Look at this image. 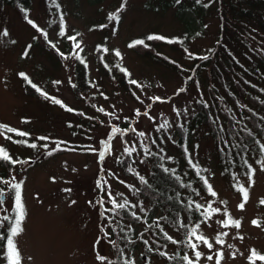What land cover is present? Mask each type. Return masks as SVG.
I'll return each instance as SVG.
<instances>
[{
	"label": "rangeland",
	"instance_id": "rangeland-1",
	"mask_svg": "<svg viewBox=\"0 0 264 264\" xmlns=\"http://www.w3.org/2000/svg\"><path fill=\"white\" fill-rule=\"evenodd\" d=\"M47 1L50 9L46 0L30 2L27 18L36 28L15 6L0 5V124L29 133L28 136L5 133L11 140L0 135V146L17 161L12 164L0 161L3 174L0 189L5 191L0 217L11 210L15 194L3 181L21 183L26 215L16 243L22 264H108V261L117 264L114 235L110 233L111 229L116 232L114 224L118 225L119 218L124 217L118 214L119 209L111 210L109 192L117 203L126 200L142 214L136 230L146 236L149 244L151 233L145 214L147 210L154 216L160 214L159 208L138 190L140 177L147 176L149 169L142 158L143 148L154 146L153 138L161 135L167 140L172 126L189 116L199 100L211 103L212 95L215 96L212 88L217 93L220 126L227 127L228 114L236 126L251 127L253 122L263 125L260 119L264 118V80L261 84H252L254 77L245 73L242 78L245 68L240 66L226 84L225 71L221 70L219 78L213 76L211 59L202 66L208 54L227 45L244 66L252 67V59L259 60L257 53L264 52L262 26L259 24V29L249 19L237 30V37L230 29L222 32L223 23L230 21L229 14L220 13L219 7L223 9L227 3L223 0H182L187 4L185 8L176 3L178 0H170L171 4L164 8L159 5L161 0L97 3L57 0L59 8L51 4L53 0ZM122 3L124 8L119 12V19L110 20L109 14L116 12ZM248 3L247 0L244 5L253 11L254 5ZM194 6L199 13L194 11ZM61 17L63 35L60 34ZM186 28L193 37L183 38L182 42L180 36ZM150 35L167 39L149 40ZM69 36L75 39L70 40ZM134 40H143L148 50L129 47ZM80 53L87 65L86 86H82L76 75V58ZM97 54L101 62L97 61ZM161 54L167 59L159 57ZM19 73H24L27 80ZM132 80L137 84H131ZM37 88L60 99L64 106L46 99ZM113 127L128 131L122 135L111 134ZM197 136L198 145L192 153L203 164L205 178L216 193L212 196L208 191H201L199 197L205 210L211 204L221 211L205 217L197 229V234L204 235L213 248L210 250L194 240L203 255L196 261L193 250L188 247L189 258L195 264H216L215 255L219 251L223 253L220 264H249L247 256L251 249L264 254V204L260 203L264 199V157L260 163L251 160L254 172L250 184L247 174L240 175L234 186L237 171L230 177L221 171L219 142L211 135H204L202 130ZM19 138L27 143L14 142ZM261 139L264 145V136ZM102 141L108 142L111 154L100 160ZM32 143L37 146L29 147ZM57 143L60 148L48 155ZM44 144L48 145L47 149ZM133 146L136 151L129 157L124 148ZM101 178L108 181L103 190L96 187V181ZM241 185L248 190L243 209L237 207L242 202L238 191ZM101 199L102 206L98 203ZM225 209L232 219L240 220L239 228L223 227L219 223L225 219ZM125 223L129 225L127 220ZM166 231L180 238L178 231L170 228ZM224 232L228 233L220 236L224 243H217L218 234ZM188 239L186 235V247ZM141 248L138 246L139 253ZM98 253L107 260H98ZM209 255L213 260L207 259ZM142 261L141 264H167L165 259L156 256L148 263L145 257ZM4 262L0 256V264ZM255 264H264V261Z\"/></svg>",
	"mask_w": 264,
	"mask_h": 264
},
{
	"label": "trees",
	"instance_id": "trees-1",
	"mask_svg": "<svg viewBox=\"0 0 264 264\" xmlns=\"http://www.w3.org/2000/svg\"><path fill=\"white\" fill-rule=\"evenodd\" d=\"M87 1L89 3H97L101 0ZM226 1V7H223V9L219 7V10L221 14H229L230 21L225 24L223 23L222 32L223 30L230 29L231 33L237 37V30L245 24L246 20L253 19L258 27L259 24L262 26V29L260 27L259 29L262 30V34L264 35V13H262V10H264V0H248V5H254L253 11L252 8L244 5V3H247V0H223V3ZM30 2L31 0H0V5L3 3L13 5L24 16H27V12L30 9ZM171 2L170 0H161L159 5L164 8L171 4ZM176 3L180 7L182 6V8L187 6L186 2L182 0H178ZM51 4L57 7V5L59 6V1L54 0ZM46 5L50 9V3L47 0ZM193 9L197 13L200 12L196 6ZM180 37L181 41L184 42V39L189 40L193 36L192 32L186 28L184 29L183 36L181 35ZM156 40L159 42L166 41ZM170 41H172V44H176L174 40L171 39ZM223 46L218 47L211 54H208V58L202 62L203 65L199 64V66H206L207 62L205 61L211 59L213 61V76L219 78L220 73L225 71L228 74V78H225L226 84H229V81L231 82V79H233L231 77L234 76V71L238 67L243 66L245 72L242 74V78L247 73L254 77V81L251 82L252 84L262 83V80H264V52L257 53L259 60H255L257 58L252 59L254 65L249 68L239 61L227 45ZM133 48L148 50L144 44L135 45ZM96 57L98 59L97 61L101 62L100 55L97 54ZM159 57L167 59L162 54ZM247 58L249 59L250 56ZM84 59L85 57L81 53L76 58V75L80 78L82 86H86L88 81L87 65ZM25 82L26 80H24ZM250 86L255 89L253 85L250 84ZM212 93L215 96L217 94L213 92V88ZM215 96L212 95L211 103H206L204 99L199 100L196 103V109L189 116L177 121L172 126L171 130L167 133V140H164L159 135L152 139L154 146L143 148L142 158L147 162L149 169L147 176L144 177L146 183L141 181L138 190H140L142 195H147L155 208H159L160 214L159 216H154L151 210H147L145 214L151 233V244H149L146 236H143L141 231L136 230L138 229V219L142 214L138 213L129 202H127L124 209L117 211L118 214L120 213L124 217L122 219L119 218L118 225L114 224L113 227L117 228L116 232L111 229L110 233L114 235L117 264H129V262L131 264H141V262H144L142 261V257H145L148 263V260L152 256L165 259L167 264L186 263V261L182 260V257L185 253L188 254L190 249L184 246L185 236L188 235L191 228L195 227L205 218L202 214L205 208L199 196L201 191H207V185L201 180V177L206 180V174L202 166L203 164L192 153L193 149L198 145L197 135L199 130H202L204 135H211L219 142L218 158L221 171L229 177L233 176L237 171L236 176L233 178L234 186L237 185L240 175L248 174V165L252 166L251 160L260 161L264 157V152H261V145H263L261 137L264 136V118L263 120L260 119L263 122L261 126L253 122L251 127H240V125L236 126L234 124V120L228 114L226 115L227 127L223 128L217 120L218 113ZM16 141H24V139L19 138ZM145 149L151 154L146 156ZM0 161L6 164L11 163L4 160ZM245 161H247V164ZM164 169H175V172L165 171ZM2 173H4V170ZM0 176L3 177V174L0 173ZM208 185H211L209 181ZM196 204L202 205L199 211L195 207ZM5 214L9 216L14 215L11 210ZM125 219L129 222L128 226L125 223ZM123 222L124 226L122 224ZM8 223L10 221L5 222V224ZM164 224L167 226L165 227ZM167 228H170L173 232L178 231L181 239L176 238L174 234L168 233L166 231ZM4 232L5 228L0 227V233ZM168 236H171L173 240L178 242L173 243L167 238ZM153 242H155V245H152ZM3 243L4 241L0 240V245ZM167 245H172V247L168 248ZM138 246L142 247L140 253L139 250L137 251ZM126 248H128V251ZM0 256L3 257L2 255ZM3 264H6V262Z\"/></svg>",
	"mask_w": 264,
	"mask_h": 264
},
{
	"label": "snow or ice",
	"instance_id": "snow-or-ice-1",
	"mask_svg": "<svg viewBox=\"0 0 264 264\" xmlns=\"http://www.w3.org/2000/svg\"><path fill=\"white\" fill-rule=\"evenodd\" d=\"M54 2V0H53ZM57 7H59L57 5ZM124 8V4L122 3L120 5V7L116 10V12L114 13H110L109 14V19L110 20H116L119 19V12ZM23 10V9H22ZM27 22L32 25L34 28L37 27V25L31 20L28 19L27 16L25 17ZM103 27V26H101ZM61 35H63V17H61ZM3 35H8L7 31H5L3 33ZM68 39L70 40H74L75 37L69 36ZM148 39H160V40H166V37L163 36H148ZM14 42V41H13ZM171 42V41H170ZM138 44H144L143 40H134L129 47H133L135 45ZM147 46V45H145ZM76 47H79V44L76 45ZM25 55H27V52H25ZM116 55L119 56L120 53L119 51L116 52ZM121 71H126L125 69H121ZM19 75L21 77H24L27 80V77L24 73H19ZM30 84L32 83L31 81H28ZM55 83H60L59 81H56ZM131 84H137V81L132 80L130 81ZM32 87L36 88L35 84H32ZM37 91H41L39 88L36 89ZM41 94L45 96L46 99H50L52 100L53 103L57 104V105H61L62 107L64 106L62 101L60 99H57L53 96H49L46 92H42ZM156 99H159V97H157ZM68 111H72L71 108L68 109ZM101 111H103V109H101ZM167 125H164V127H166ZM128 129H120L118 127H113L112 128V133L111 134H123L124 132H127ZM5 133H15L18 136H28L29 133L27 132H23L20 131L16 128L10 127L7 124H0V135H4L5 139H9L11 140L12 137L5 135ZM141 136L144 135L143 132L140 133ZM38 139L40 140H48V137H39ZM17 143H27V141H14ZM63 143V142H60ZM60 143L56 144V148L50 150L47 152L48 155H52L53 151H56L60 148ZM104 145L103 151H100L99 153V159L103 160L105 155H110L111 154V147L108 144V142L106 141H102L101 142ZM37 145L35 143H32L29 145V147L35 148ZM43 147L45 149L48 148L47 144H44ZM90 150L92 151H96V149H91V146H89ZM136 151L135 146L129 148V147H125L124 148V152L130 157L132 155L133 152ZM261 152H264V145H261ZM151 153H149L147 151V149H145V155H150ZM119 159V158H117ZM169 159H171V157H169ZM0 160H4V161H8L11 163H16V160H13L12 157L10 156L9 152L3 147L0 146ZM143 162V161H142ZM245 163L247 164V161H245ZM257 163H260V161H257ZM193 167H195V165H193ZM262 167H264V165H262ZM130 172L133 171V169L131 167H129L128 169ZM165 171H171V172H175V169H164ZM254 172V169L252 168L251 165H248V176H249V184L251 183V176L252 173ZM110 175L112 174L111 172L109 173ZM199 175V173H197ZM140 180L142 182L144 181V178L141 176ZM201 180L204 181L205 185H207V191L212 195L215 196L216 193L213 191L212 186L208 185V181L205 180L203 177H201ZM4 183H6L8 185V187L10 189H12L14 191V197H12L13 203L11 206V211L14 213L13 216H9L7 214L3 215L2 217H0V227L5 228V232L4 233H0V240H3L4 243L2 245H0V249H2V251H0V255H2L5 259L6 264H22V256H21V252L17 246L16 243V238L20 235V233L23 231V227H22V223L25 219V215H26V210H25V205L24 202L22 200V195H21V183H12V182H8V181H3ZM122 182V181H121ZM108 181L106 180H102L98 179L96 181V187L98 189L103 190L104 185H107ZM65 191H70V189H65ZM238 191L241 193L242 195V202L239 203L237 205L238 208L243 209L245 207V204L248 200V190L246 187L244 186H240L238 188ZM117 195H122V193H117ZM5 196V191L4 189H0V208L3 207L4 205V200L2 199ZM109 202L113 205V209H111L112 211L116 210V209H124L127 201L125 200L123 203H117V201L112 198L111 193L109 192ZM73 203H75V201H73ZM98 203L101 204V206L104 204V200L101 199L98 201ZM261 204H264V199L260 200ZM196 209L199 211L202 208V205L200 204H196L195 205ZM221 209L218 207H212L211 204L208 205V208L204 211V213H202L205 217H210L213 213H218L220 212ZM133 215H135V213H133ZM224 215H225V219L219 221V223L223 226V227H229V226H234L236 228L240 227V220L238 219H232L231 216L228 214L227 210H224ZM8 224H5V222H9ZM252 223L254 225L259 226V222L257 220H253ZM186 227V225H185ZM200 227L199 224H197L195 227L191 228L190 232L188 233L190 239H188L186 241L187 247L191 248L193 250V254L196 258V261H198L200 259V257L203 255L202 252L197 250V243L193 242L195 241H199L200 243L204 244L208 249H212L213 245L211 243L208 242L207 238L204 235H198L197 234V229ZM228 233L224 232V233H220L217 236V243L219 244H223L224 241L222 239H220V236H227ZM169 240H171L173 243H177L178 241H175L172 239L171 236L167 237ZM242 238V237H241ZM229 247H231V245H229ZM163 254V253H162ZM98 260L100 261H106L107 257L100 255L99 253L97 254L96 257ZM213 256L209 255L207 256L208 260H213ZM223 258V253L217 251L216 255H215V260H216V264H220L221 259ZM31 259V258H29ZM182 260L186 261L187 264H195V261H193L192 259L189 258V255L187 253H185V255L182 257ZM247 260L249 261V264H255L256 261H264V254H261L259 252H257V250L255 249H251L250 250V254L247 256ZM108 264H111V261H108ZM129 264H131V262H129Z\"/></svg>",
	"mask_w": 264,
	"mask_h": 264
}]
</instances>
